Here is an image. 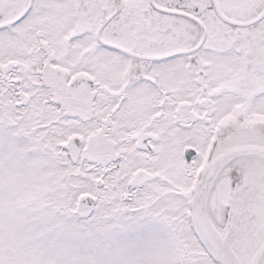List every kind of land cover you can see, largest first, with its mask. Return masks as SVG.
<instances>
[{
  "label": "snow or ice",
  "instance_id": "6c2138e0",
  "mask_svg": "<svg viewBox=\"0 0 264 264\" xmlns=\"http://www.w3.org/2000/svg\"><path fill=\"white\" fill-rule=\"evenodd\" d=\"M0 264H264V0H0Z\"/></svg>",
  "mask_w": 264,
  "mask_h": 264
}]
</instances>
